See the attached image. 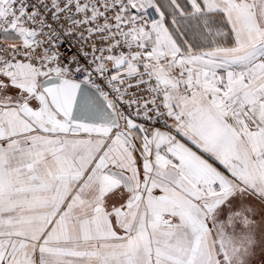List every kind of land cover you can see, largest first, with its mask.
Wrapping results in <instances>:
<instances>
[{
  "label": "snow or ice",
  "instance_id": "snow-or-ice-1",
  "mask_svg": "<svg viewBox=\"0 0 264 264\" xmlns=\"http://www.w3.org/2000/svg\"><path fill=\"white\" fill-rule=\"evenodd\" d=\"M0 264H264V0H0Z\"/></svg>",
  "mask_w": 264,
  "mask_h": 264
}]
</instances>
